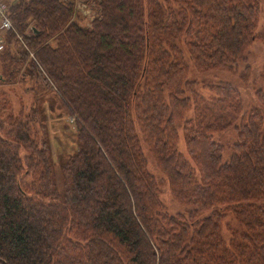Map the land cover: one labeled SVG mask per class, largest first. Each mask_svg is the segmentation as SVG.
<instances>
[{"label":"trees","instance_id":"1","mask_svg":"<svg viewBox=\"0 0 264 264\" xmlns=\"http://www.w3.org/2000/svg\"><path fill=\"white\" fill-rule=\"evenodd\" d=\"M90 1L97 15L83 25L58 0H20L10 11L0 85L21 71L22 80H47L76 117L78 150L60 166L59 188L45 139L30 133L32 120L10 117L0 91V264H264V115L244 113L231 85H208L206 98L187 80L188 63L234 73L245 62L259 7ZM12 44L23 48L17 57ZM255 99L264 109V92ZM232 128L224 161L213 135ZM141 143L163 180L149 172ZM164 182L183 213L162 204ZM228 211L241 230L226 240Z\"/></svg>","mask_w":264,"mask_h":264},{"label":"rangeland","instance_id":"2","mask_svg":"<svg viewBox=\"0 0 264 264\" xmlns=\"http://www.w3.org/2000/svg\"><path fill=\"white\" fill-rule=\"evenodd\" d=\"M83 1L84 0H77V2L72 3L75 7L76 20L81 25L88 23L91 18L97 15L98 9L94 1H90L89 3L87 2L88 0L85 1V3H83ZM242 1L247 5L257 4L259 7L256 23L257 39L244 53L245 62L238 64L234 73L226 71L197 73L192 68L191 64L188 63L189 73L187 80L192 82L195 89L206 98L209 96V92L207 91L208 85H231L238 90L242 97L244 113H247L252 108H257L261 110L264 115V109L255 99L256 92H264V0ZM82 4H85V9L89 10L86 15L82 13L79 14L78 12V7L81 9ZM170 6H172V12H177L179 10V6L176 4L171 3ZM18 41L30 54L29 59H31L34 52L31 49H27L22 40L18 39ZM20 45H11V53L15 56L19 55L17 50L21 51V49H23L19 47ZM28 66L29 65H24L23 68L25 69ZM247 67L250 69V73L246 80H244L243 76L246 73V69H248ZM22 74L23 72L21 71L16 80L10 84L5 83L0 85V91L5 94L9 101V106L12 110L10 117L12 119H18L23 125L29 120H32L33 122L29 124L31 127L30 133H34L35 135L39 134L45 139L46 145L48 146L49 159L55 169L57 184L58 187L61 188L59 168L78 150L75 126L76 117H72L66 112L64 106L61 105L52 91V85L47 83V80L43 79L42 76L36 75L32 80L29 79V76H26L24 80H22ZM33 108H35L34 111ZM236 126H239V123ZM178 133V140L175 145L176 149L188 161V152L183 143L180 130H178ZM213 139L215 142L224 146V161H227L230 156L228 146L236 141L234 128L214 134ZM141 147L142 154L146 157L148 162L149 172L157 181L163 180L155 164L157 163L156 157L148 153L149 150L147 145L144 146V144L141 143ZM160 199L168 212L172 214L183 213L184 207L174 202L165 182L160 186ZM224 215V223L222 225L224 233H222L227 240L230 237L229 229L239 232L241 230V225L240 221L237 219L238 216L234 217L229 211Z\"/></svg>","mask_w":264,"mask_h":264},{"label":"built area","instance_id":"3","mask_svg":"<svg viewBox=\"0 0 264 264\" xmlns=\"http://www.w3.org/2000/svg\"><path fill=\"white\" fill-rule=\"evenodd\" d=\"M20 0H0V52L4 50L6 46L7 36L11 31H14L12 22L10 20L9 14L11 9ZM62 4H72L77 2V0H58ZM17 39L22 40L21 36L16 34Z\"/></svg>","mask_w":264,"mask_h":264},{"label":"water","instance_id":"4","mask_svg":"<svg viewBox=\"0 0 264 264\" xmlns=\"http://www.w3.org/2000/svg\"><path fill=\"white\" fill-rule=\"evenodd\" d=\"M85 1H87V0H84L83 3H85ZM81 7H82L81 9L78 7L79 14L82 13L83 15H86L89 12V10H86L85 9L86 8V5L85 4H82Z\"/></svg>","mask_w":264,"mask_h":264},{"label":"crops","instance_id":"5","mask_svg":"<svg viewBox=\"0 0 264 264\" xmlns=\"http://www.w3.org/2000/svg\"><path fill=\"white\" fill-rule=\"evenodd\" d=\"M78 5V4H77ZM79 12V11H78Z\"/></svg>","mask_w":264,"mask_h":264}]
</instances>
